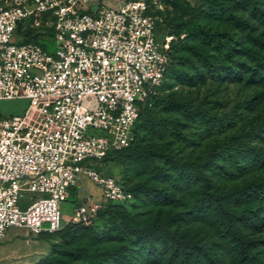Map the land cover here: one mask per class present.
Wrapping results in <instances>:
<instances>
[{
  "label": "trees",
  "instance_id": "1",
  "mask_svg": "<svg viewBox=\"0 0 264 264\" xmlns=\"http://www.w3.org/2000/svg\"><path fill=\"white\" fill-rule=\"evenodd\" d=\"M198 13L157 21L159 36H173L164 79L129 145L103 158L128 161L145 177L118 178L132 201L37 235L56 241L36 264H264V0H208ZM212 21L230 30H213ZM208 75L246 91L228 111L217 97L186 104L170 92Z\"/></svg>",
  "mask_w": 264,
  "mask_h": 264
},
{
  "label": "built area",
  "instance_id": "2",
  "mask_svg": "<svg viewBox=\"0 0 264 264\" xmlns=\"http://www.w3.org/2000/svg\"><path fill=\"white\" fill-rule=\"evenodd\" d=\"M119 1L0 0V100L27 101L0 115V240L11 226L37 236L90 224L107 203L133 199L103 158L132 141L173 36L157 32L158 0ZM80 173L101 198L76 200L64 219Z\"/></svg>",
  "mask_w": 264,
  "mask_h": 264
},
{
  "label": "rangeland",
  "instance_id": "3",
  "mask_svg": "<svg viewBox=\"0 0 264 264\" xmlns=\"http://www.w3.org/2000/svg\"><path fill=\"white\" fill-rule=\"evenodd\" d=\"M113 4L118 5L119 0H109ZM151 1V0H149ZM163 7L161 17H165L171 23H179L185 20L199 19L200 8L205 6L208 0H158ZM213 30L219 32L229 31L230 28L226 24H221L218 21H212ZM186 56L177 54L176 62L186 61ZM195 57H193L194 59ZM174 92L176 99L186 104H196L203 96L217 97L221 103L220 110L228 111L241 96L245 93L246 88L242 83L232 82L228 78L216 83L212 77L208 75L206 82L190 86L187 84L176 83L170 92ZM27 101L25 99L0 100V115L8 116L20 114L25 109ZM261 115L264 117V98L261 106ZM256 142V141H254ZM260 144V143H257ZM264 146V142L261 143ZM120 159L108 160L101 170L104 174L112 175L123 180L126 185L132 182H137L145 177H140L137 170L124 160V164L119 163ZM74 192V199L90 197L93 200L101 198V189L98 185L88 179L84 174H78L77 181L74 187L71 188ZM30 195L29 192H24L23 197ZM75 201L71 198L61 203V209L64 219H67L72 211ZM138 205L139 202H136ZM141 210L140 207H134L132 211ZM56 241L55 237L48 239L39 238L36 235L29 233L26 229L11 226L6 230L4 237L0 240V264H36L47 252L49 245Z\"/></svg>",
  "mask_w": 264,
  "mask_h": 264
},
{
  "label": "crops",
  "instance_id": "4",
  "mask_svg": "<svg viewBox=\"0 0 264 264\" xmlns=\"http://www.w3.org/2000/svg\"><path fill=\"white\" fill-rule=\"evenodd\" d=\"M49 249V248H48Z\"/></svg>",
  "mask_w": 264,
  "mask_h": 264
}]
</instances>
